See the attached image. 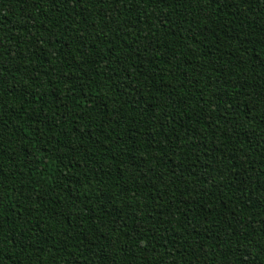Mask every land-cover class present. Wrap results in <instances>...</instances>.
<instances>
[{"label":"trees","instance_id":"1","mask_svg":"<svg viewBox=\"0 0 264 264\" xmlns=\"http://www.w3.org/2000/svg\"><path fill=\"white\" fill-rule=\"evenodd\" d=\"M0 264H264V0H0Z\"/></svg>","mask_w":264,"mask_h":264}]
</instances>
